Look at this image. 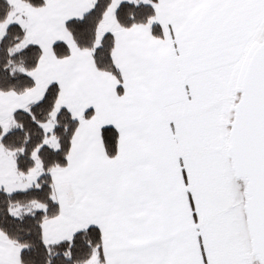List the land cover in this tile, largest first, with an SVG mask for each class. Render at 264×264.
I'll return each instance as SVG.
<instances>
[{
	"label": "snow or ice",
	"instance_id": "6c2138e0",
	"mask_svg": "<svg viewBox=\"0 0 264 264\" xmlns=\"http://www.w3.org/2000/svg\"><path fill=\"white\" fill-rule=\"evenodd\" d=\"M0 264H264V0H0Z\"/></svg>",
	"mask_w": 264,
	"mask_h": 264
}]
</instances>
